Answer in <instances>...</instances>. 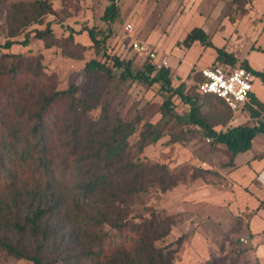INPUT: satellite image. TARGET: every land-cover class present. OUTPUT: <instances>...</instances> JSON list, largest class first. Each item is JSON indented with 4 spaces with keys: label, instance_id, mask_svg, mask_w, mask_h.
Instances as JSON below:
<instances>
[{
    "label": "rangeland",
    "instance_id": "obj_1",
    "mask_svg": "<svg viewBox=\"0 0 264 264\" xmlns=\"http://www.w3.org/2000/svg\"><path fill=\"white\" fill-rule=\"evenodd\" d=\"M41 1L51 7V12L36 22L33 20L45 9L38 4ZM115 3L120 15L110 23L102 19L108 0H0L3 40L10 38L16 42L9 49L0 50V133H31L34 121L29 117L40 111L44 97L75 84L77 110L67 101H58L48 110L43 122L50 155H54V165L59 166L54 174L64 181L66 191L62 194L76 193V185L84 176L77 170L76 163L91 162V158L86 157L88 146H96L97 140L105 136L118 118L135 128L127 138L129 144L122 162H140L145 169L144 178L130 195L124 181L116 192L111 190L115 199L108 190L109 196L105 191L85 203L80 198L78 202L68 198L67 206L80 205L76 211L83 221L66 223L62 216L65 207H62L61 215L51 217L54 237L42 240L40 234L37 237L32 234L26 221L31 212L30 200L20 188L30 178L32 167L21 161L19 164H23L24 169L18 171L16 186L0 188V264H33L27 258L8 253L2 243L16 245L27 254L37 252L51 264H96V259L86 260L84 252L95 251L102 243L104 255L98 259V264H109L112 249L130 247L138 232L129 227L119 232L107 222L97 225L96 220L103 215L125 218L133 227V224L144 223L152 212L171 215L174 221L170 234L154 242L157 247L174 249L172 264H207L214 259L216 264H264V254L258 256L250 243L249 219L254 211L248 206L211 207L207 199L195 193L205 185L215 194L224 186L230 187L231 182L219 172L227 167L228 153L207 142L201 127L178 121L173 115L163 118L162 103L168 93L159 85L123 83L117 77L106 82L98 74L84 70L88 60L102 58V51L131 59L135 70L143 69L149 57L129 46L132 39L141 40L149 50L168 55L172 62L169 67L172 84L183 83L185 92L195 98L206 121L216 129H223L234 114L216 96L199 91L200 77L196 74L198 68L217 65L215 52L199 44L201 47L188 54L189 50L181 42L188 29L206 27L211 20V37L215 35L216 42L219 32L228 28L230 36L223 39L234 51L251 48L264 51V0H116ZM238 20L247 28H238ZM47 23L53 32L52 37L47 36V40L54 43L50 47L34 35L35 30L44 29ZM127 23L132 25L129 34L124 30ZM85 26L96 29L101 39L99 51L87 31L78 33ZM26 34L28 43L23 45ZM188 57H192V61L187 66L185 58ZM250 58L253 65L259 66L257 60L264 59V53H251ZM183 62L184 68L180 67ZM239 65L241 61L237 59L235 66ZM172 102L173 113L185 117L190 106L177 97ZM149 122L158 123L157 129L162 126L163 135L140 151L139 145L145 144L141 133L147 132ZM237 122L255 120L241 118ZM152 136L146 135V140ZM8 159L13 161L11 156L6 157V162ZM67 160L68 171L62 164ZM160 165L167 167V173H163L165 169ZM171 183L174 185L170 186ZM162 187L167 190L163 191ZM15 221L24 224L23 231L15 227ZM182 235L183 240L177 244L176 240Z\"/></svg>",
    "mask_w": 264,
    "mask_h": 264
},
{
    "label": "trees",
    "instance_id": "obj_2",
    "mask_svg": "<svg viewBox=\"0 0 264 264\" xmlns=\"http://www.w3.org/2000/svg\"><path fill=\"white\" fill-rule=\"evenodd\" d=\"M115 2L116 0H108L102 16L104 21L111 23L119 17V10ZM38 4L45 9L41 10L33 20L36 22L40 21V18L44 14L51 12V7L46 5L44 1ZM70 31L71 33L74 32L72 29ZM82 31H87L93 46L99 51L101 39L98 38L96 29L85 26L78 33ZM34 35L37 39L43 40L46 47L54 44L47 40V36H53L50 23H47L44 29L35 30ZM28 39L29 35L26 34L21 44L26 45ZM194 41H199L202 45L215 50L216 57L214 61L216 64L236 65L237 58L234 54L227 52L223 47L215 46L203 28L193 27L186 33L181 43L185 48H189ZM15 43V41L8 38L4 41L3 48L9 49ZM239 66L252 71L259 80L264 82V68L262 70H255L249 65L247 60H243ZM114 69L118 72L113 71ZM84 70L89 74H98L106 82L117 77L123 83L136 81L148 87H152L155 84L159 85L161 90L168 93V96L163 98L162 106L164 110L162 117L173 115L178 121L199 126L203 129L204 135L211 139L212 145L217 143L225 144L231 152L229 165H232L236 154L245 152L251 148L252 140L256 135H264V101L258 99L252 91L249 93L247 101L240 111H246L255 122H247L227 127L226 129H216L200 114L195 98L185 92L184 84L180 83L177 86L172 84V75L168 67L156 69L154 64L148 61L143 64V69L135 70L131 59L125 60L114 54L102 51V58L88 60L84 65ZM196 74L200 77L197 82L199 83L202 81V78L198 70ZM77 91V85L71 84L65 90H55L50 96L44 97L40 111L34 114L35 116L29 117L30 120L34 121L31 133L24 135H20L16 131L10 132L8 135L0 133V188L9 189L16 186L19 178L18 171L24 169L23 164H19L21 161L24 163L28 162V165H31L30 178H27L21 185V188H19L24 196L30 200L31 212L30 215L26 216L30 231L35 237L40 234L39 236L42 240H46L51 235L53 236L55 228H53L54 225L51 217L58 216L62 207H65V212L62 216L66 219V223L72 224L83 221V219H80L79 212L76 211L77 208L80 209V205L76 203L72 207L67 206L69 199L78 202L80 198L85 203V200L105 191L107 196H109L107 190L110 191L111 196L113 195L112 198L115 199L116 195L111 190H115L116 192L119 185L124 181H126L127 194L130 195L132 191H136V184L145 176V169L141 168L140 162H122L129 144L127 138L134 132L135 128L133 124L126 123L123 119L118 118L114 126L106 131L105 136L101 140H97L96 146H88L86 157H90L91 162L81 160L76 163L77 170L84 174L76 185V193L70 194L67 191L66 196L62 194V192L66 191L63 187L64 181L61 179L62 177L56 178L54 174V171L59 169V166L54 165V155H50L43 122L48 110H51L54 105L58 104V101H67L74 110H77V101H79L75 98ZM174 97L190 106L185 117H180L173 113L172 99ZM226 107L228 108V106ZM228 110L232 112L229 108ZM225 124H227V121ZM157 126L158 123H147V132L141 133V137L143 136L142 138L145 139V144L139 145L140 151L147 144L156 142L162 137L164 128L161 126L157 129ZM72 129L73 133H75V127H72ZM149 134H153V136L149 140H146V135ZM10 156L13 161L8 159L6 162V157ZM62 164L65 166L63 169L67 171L70 169L68 168V160ZM160 166L165 169L163 173H167V167L164 165ZM173 185L171 183L170 186ZM162 190L166 191L167 188L162 187ZM18 197L21 198L23 195H19ZM105 201L106 203L114 202L112 200ZM101 217L102 219L98 218L96 220L97 225L107 222L119 232L124 231L128 227L138 232L136 238L132 240L133 244L130 247L118 246L112 249L111 255L108 258L109 264H172L175 253L174 249H171V246L157 247L154 244L156 240L164 239L170 234L171 227L174 224L171 215L164 214L162 216L159 212H152L149 219H144V223L133 224V227L129 226V220L125 218H111L106 215ZM14 225L19 231L24 230V224H21L19 221H15ZM183 237V235L180 236L176 240V243L180 244ZM2 245L8 253L17 257L27 258L33 264H51V262L45 261L43 256L37 252L27 254L16 245L10 243H2ZM40 247L41 245L38 246V248ZM84 255L86 260L92 261L96 259L95 263L98 264V259L104 255L103 244L101 243L95 251L91 249L84 252ZM216 263V259L207 262V264Z\"/></svg>",
    "mask_w": 264,
    "mask_h": 264
},
{
    "label": "crops",
    "instance_id": "obj_3",
    "mask_svg": "<svg viewBox=\"0 0 264 264\" xmlns=\"http://www.w3.org/2000/svg\"><path fill=\"white\" fill-rule=\"evenodd\" d=\"M241 20L237 21V27L241 28L242 30L245 28V25L240 24ZM202 25V24H201ZM204 25V24H203ZM202 25V26H203ZM203 28L207 34L209 35L211 41L215 46L223 47L227 52H231L234 54V56L239 61L247 60L249 65L255 69V70H262L264 68V59H258L257 62L259 66L253 65L250 55L254 52H260L264 53L263 49L257 48V49H248L246 51H240L236 52L233 49L230 48L229 42H227L224 37L230 36V32L228 28H225L221 32H219L220 35H218L217 42L215 41L216 37L215 35L212 36V28L213 24L210 20V24L208 26H203ZM247 28V27H246ZM245 28V29H246ZM192 28L188 29L191 30ZM262 29V27H261ZM251 30V29H250ZM186 35V34H185ZM201 43L199 41H194L193 44L187 48L189 50L188 54L192 52V50L197 49ZM207 49V51L212 50L215 52V50L211 47L202 46ZM156 50V49H155ZM159 58H165L167 61V67H171V63L168 55L163 52H158ZM181 52V50H178ZM187 54V55H188ZM214 60L216 57L213 55ZM174 60V58H171ZM192 57L185 58V62L187 66L188 63H191ZM261 64V65H260ZM180 67L184 68V62L181 64ZM199 69V68H198ZM264 82L256 78V80L253 83L252 92L255 94V96L260 99L261 101H264ZM244 112V113H241ZM241 113V114H240ZM234 117L232 120L227 122V127L236 126L239 124H243L242 122H237L239 119L244 118L250 119L249 114L246 111H240L237 113H233ZM227 127L223 128L226 129ZM258 134L254 137L252 140L251 148L245 152L238 153L234 156L232 165H229L228 162L231 157V152L228 150L225 144L223 143H217L216 147L218 149L225 150L228 154V158L226 159L227 167L220 169L219 172L221 175L225 176L229 182H231L229 185L230 187H223L222 190H218L215 194L211 187L209 186H202L201 189L198 192H195L199 195H202L203 200L209 201V206H218L223 207V205H227L230 207H235L238 209V207L246 208L247 206L250 208V210L254 211L253 215L249 219V229H250V243L255 248V253L259 256L264 254V135L263 137H260ZM259 136V137H258ZM256 143H258L257 148H255ZM195 195V194H194ZM214 204V205H213ZM229 204V205H228Z\"/></svg>",
    "mask_w": 264,
    "mask_h": 264
},
{
    "label": "built area",
    "instance_id": "obj_4",
    "mask_svg": "<svg viewBox=\"0 0 264 264\" xmlns=\"http://www.w3.org/2000/svg\"><path fill=\"white\" fill-rule=\"evenodd\" d=\"M127 34L132 31V25L127 23L124 27ZM3 37L0 31V50H3ZM129 46L138 54H145L156 69L167 67L165 58H159L156 50H149L141 40L132 39ZM202 81L198 83L202 94H211L220 98L233 112L240 111L252 91L256 75L243 66H231L225 64L210 65L199 68ZM210 142V138H206Z\"/></svg>",
    "mask_w": 264,
    "mask_h": 264
}]
</instances>
